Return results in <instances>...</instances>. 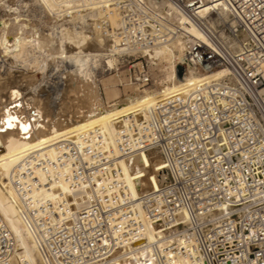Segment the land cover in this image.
I'll return each mask as SVG.
<instances>
[{"label":"built area","instance_id":"built-area-1","mask_svg":"<svg viewBox=\"0 0 264 264\" xmlns=\"http://www.w3.org/2000/svg\"><path fill=\"white\" fill-rule=\"evenodd\" d=\"M207 5H218L236 26L217 7L203 17ZM92 8L118 14L115 33L137 51L125 87L152 85L146 52L179 41L185 51L177 78L178 67L184 77L223 74L119 123L118 153L100 128L61 138L56 161L26 153L13 186L44 259L111 264L114 255L136 251L129 264H264V0H97ZM101 24L112 29L108 19ZM143 154L159 158L165 170L157 175L160 187L137 200L121 161ZM38 169L48 174L44 183ZM62 176L80 206L28 197ZM147 226L157 229V242L142 256L137 246ZM16 249L0 214V264H30L16 259Z\"/></svg>","mask_w":264,"mask_h":264},{"label":"bare ground","instance_id":"bare-ground-1","mask_svg":"<svg viewBox=\"0 0 264 264\" xmlns=\"http://www.w3.org/2000/svg\"><path fill=\"white\" fill-rule=\"evenodd\" d=\"M36 1L40 6L43 7L44 12L48 13L47 15L52 16L53 19L56 18L55 21H57V17L54 16L58 12H63V14L68 13L69 15L80 12L78 11L80 9L84 10V12H87L88 10H94L95 8L92 7L97 4V0ZM5 6V11L7 12V14L0 20V58L3 59L2 68H5V71H3L5 73L0 74V213L3 215L7 226L16 238L18 248H20L21 250L20 257L30 264H49L42 256L37 238H35L34 234L31 232L28 226L25 209L21 202V198L17 193L15 187L13 186V177L15 170L20 166L24 156L29 151H37L38 154L49 157L52 161H56L58 157V149L56 147V143L61 138L67 137L75 139L76 137L78 138L80 135L96 128H100V130H102L104 138L106 140V144L112 152H116L117 135L114 136L115 139L112 137L110 138L111 142H113L116 146L115 151L114 148L112 149L111 144L107 140L103 121L106 117L108 122L114 125V127L112 128H116L117 133L118 124L122 122L126 123L128 121V118L131 119L130 116H127L129 114V110H123V105L129 104V102L131 101V97H128L127 99L119 102L113 101L111 104L105 105L99 94L98 85L91 78V70H89V65L93 59H96L100 56L99 54H97L100 48H103L104 50L111 49L113 53L116 52V50H119L121 52V49H124L127 52L131 53H137V51L135 49H129L128 47L124 46L119 39V35L114 33L113 27H119L118 14L116 13H104L103 11L99 10L98 12L111 15H109L108 17L104 15V17L103 14L100 13V15H98V13L95 12V14L97 15L93 13L94 15L90 16L93 19L97 17L93 21L91 20L94 24H90L91 22L89 23L90 27L94 28L93 31L91 28V31L93 32L92 34H90L91 36L85 33V27L87 25L85 26L83 24L81 26L82 30L81 28H79L81 30L80 35L76 34L75 36H73L74 40L73 37H68V34H62L59 41V39L54 36L55 34H51V31V35L47 36V34L43 33L42 29L37 25V23L35 25L32 20L28 21L25 18L21 19L20 17L22 16L18 14L19 9H14L13 7L6 4ZM217 6H205L201 11V15L203 17L209 15L211 8L215 9ZM217 10L220 9L217 7ZM219 14L223 19L230 21L232 25L236 26V22L229 20L228 14L224 12L223 9L219 11ZM76 16L77 15H75V17ZM52 17H50V21H52ZM82 17H84L83 19L85 20L86 17L81 16V18ZM104 18L108 19L113 26L112 29H109L107 33L105 32L104 26L101 24V20H103ZM77 21L80 22L81 20L79 21L78 19ZM94 21L97 23H95ZM51 26L52 25H50V27ZM182 26L192 36L196 38L203 37L192 23L184 22ZM90 27L87 26V29H90ZM64 29L66 30V28ZM107 29L108 28H106V30ZM2 37H5L6 40L2 41ZM54 37H56V39L59 41L60 47H55V45H58V43L55 44L57 41H55ZM244 41H247L246 37L244 38ZM68 43L70 44V46H73L74 44L77 49H74V51L71 50V48L68 47ZM48 47H52L51 52L49 50L48 53L57 54L58 52H60L59 54L61 55V57L63 56L62 58H65L67 62H70L72 64V69H75L71 72L77 80L79 79L83 82V86H80V88H74V85L72 86V83L69 82L71 84L66 85V87L64 86L65 90L62 91V94L64 96L62 97V99H60L61 103L54 102L53 104H55L56 106H53L52 104V111L46 114L43 111V108H41V105H37V102L33 103V100L31 98L28 99V104L25 102L27 99L23 101L21 95L26 92L23 91V93L21 94V90H23V86L26 87L27 85L28 87L38 81L35 75L37 69L35 70L34 67L39 61L36 62L35 59L29 60L30 49H33L32 51L35 50V52L36 50L42 52ZM184 51L185 44L182 41H179L173 46H161L153 51L146 52L145 55L151 59L153 65L163 63L170 64V68L166 75L168 89L166 95H162L155 99H150V101H148V103L146 104L140 103L136 107H134V105H131L130 107L134 109V112H132L131 115L138 116L140 112L145 115L158 103L188 92L190 88L196 85L200 80L204 78L211 79L214 77L222 76L223 72H219L214 76L209 74H191L186 76L182 80L178 79L177 76H175L176 60L177 58H182ZM49 56L52 57L51 55ZM55 58H57V55ZM115 60L116 59L110 60L109 64L112 65ZM68 77L69 76H67V78ZM78 84L80 85V83ZM33 97L35 98V95ZM125 112L128 113L124 114ZM44 115H46L45 118H49L50 121L45 123L42 122V120L44 119ZM114 119H117V121L112 122V120ZM9 124H11V126H9ZM164 170L165 167L163 166V163L160 159L156 158L151 160L147 154H143L127 160L125 162V165L123 166V172L131 182V189L136 194V196H132L138 200L141 195L146 192V190L158 189L160 187V183L157 179V175L159 174V172ZM36 176L42 183H44L45 181H47L48 174L38 169L36 171ZM56 182L59 186L57 189H55V191L57 190V192L66 195L69 187L68 183H65L63 176L61 177L60 181H55L54 183ZM160 182H163V179H161ZM54 183H50V188L52 187V185H54ZM40 191L42 190L36 189L33 192ZM51 192L52 190H47L41 196H33L35 194L29 193L28 197L35 200L50 199L56 201L55 198L43 197L48 196ZM80 205L81 204L73 206ZM156 232L157 229L155 227L147 226L145 237L137 246V250L141 253L142 256L146 255L145 252H147L149 244L157 242ZM127 255H129V257L126 258L125 256ZM132 255L134 259L137 260L136 251H131L130 253L125 254V256L123 254L122 256L114 255V258L112 257L110 262L111 264H129L127 259L129 258L130 260V257ZM19 258L17 257V259Z\"/></svg>","mask_w":264,"mask_h":264},{"label":"rangeland","instance_id":"rangeland-1","mask_svg":"<svg viewBox=\"0 0 264 264\" xmlns=\"http://www.w3.org/2000/svg\"><path fill=\"white\" fill-rule=\"evenodd\" d=\"M5 4L13 7L14 9H17V10L19 9L18 10L19 12L18 11L17 12L19 15H21L23 17V18L20 17L21 19L25 18L28 21L32 20V22L35 23V25L37 23V25L42 29L43 33L47 34V36L51 35L53 33V34H55L54 36H56L59 39V41H60L62 34H68L69 35V36L67 35L68 37H73L76 34L80 35L81 30H82L81 26L84 24L85 26L87 25L88 27H90V24H94V23H92V21L97 18V17H95L93 19L90 16L94 15L95 12L98 13V15H100V13H101V12H98L99 10L93 11V12H90V11L84 12V10L80 9V10H78L80 12L69 15L68 13L66 14L64 12L65 14H63V12L57 11L58 13L54 16V17H57V21H55L56 18L53 19L52 16L47 15L48 13L44 12L43 7L40 6L36 0H9V1L8 0H0V15L2 16V17L0 16V20L2 18H4V16L7 14V12L5 11L6 10ZM101 14H103V13H101ZM75 15H77V16L75 17ZM95 15H97V14H95ZM104 15L106 17H108L111 14H109V15L103 14V16ZM81 16H85L86 17L85 20L83 19L84 17L81 18ZM50 17H52L51 18L52 21H50ZM88 17H90V18H88ZM78 19H79V21L80 20L81 21L78 22L77 21ZM53 21H55L56 23ZM81 22H84V23H81ZM95 23H97V22H95ZM50 25H52V26L50 27ZM87 26L85 27V30H86L85 33L90 35L93 33L92 31L94 30V28L90 27V29H87ZM64 28H66V30H68V31H66ZM79 28H81V30ZM91 28H92V31H91ZM104 29H105V32L107 33L110 28H108L107 30H106V28H104ZM113 29H114V33H115L117 28L113 27ZM52 30L55 32H53ZM50 31H51V34H50ZM48 32H49V34H48ZM60 32H61V34H60ZM66 32H69V33H66ZM70 34H71V36H70ZM5 37H6V35H5ZM5 37L1 38L2 41L6 40ZM56 37H54L55 41H57L55 44L58 43V45H55V44L54 45L57 48L60 46H59V41L56 39ZM73 40H74V37H73ZM74 46H75L74 44H73V46H70V44L68 43V47H70L71 50H73V51H74V49H77V47L76 46L74 47ZM51 48L48 47L46 50H43L42 52L41 51L39 52L38 50H36V52H35V50L32 51L33 49H30V53H29L30 58L28 57L29 60L35 59L36 62L37 61L40 62V63L37 62L36 66L34 65L35 67L33 66L35 68V70L37 69V72L35 73V75H36L38 81L33 83L32 85H30L31 87L30 86L27 87V85H26V87L23 86V88H22L23 90H21V94L24 91L28 95L27 96L26 93H23L25 96L23 94L21 95V98L23 101H25L27 99L25 102L28 104V99L31 98L33 100V103L37 102V105H41V108H43V111L46 114L48 112L52 111L53 106H56L55 104H53L54 102L61 103L60 99H62V97L64 96L62 94V91L65 90L66 85H68V84L70 85L72 83L71 85L72 86L74 85V88H80V86L81 87L83 86V82L79 79L77 80L76 77L73 76L71 71H73L75 68L72 69V67H71L72 64L70 62H67L65 58H62L63 56L61 57V55L59 54L60 52H58L57 54L48 53L49 50L51 52ZM102 49L100 48L101 51L99 50V52H97V54H99L100 56L91 61L90 65H89V70H91L90 73H91L92 80H94V82L98 85L99 94H100L101 99L105 105H109L113 101L119 102V101H122L124 99H127L128 97H131V101L129 102V104L123 105V110L124 111L129 110V114L127 116H130L132 118L133 115H131V114H132V112H134V109H132L130 107L131 105H134V107H136L140 103L146 104V103H148V101H150V99H155V98H158L162 95H166V92L168 89V82H167L166 75H167V72L170 68L169 63H166V64L163 63V64H157V65L152 64L151 72L153 74V84L150 85L149 87H144V88L125 87L124 84L126 83V81L128 79V73H129L128 70H129L130 66H135L139 62L136 60L137 59V56H136L137 53L127 52L124 49H121V52H123V53H121L119 50H116V52L113 53L111 49H106V50H104V49L102 50ZM71 50H69V51H71ZM38 52H39V54H38ZM31 54H32V56H31ZM34 55H36V56H34ZM49 55H51L52 57H50ZM56 55H57V58H55ZM53 56H55V57H53ZM113 59H116V60L112 63V65L109 64V61L113 60ZM2 61H3V59L0 58V74L5 73V72H3V71H5V68H2V66H3ZM37 65H38V67H37ZM45 68H46V70H45ZM135 68H137V67H135ZM70 75H71V77H70ZM67 76H69V77L67 78ZM64 82L67 84H65ZM69 82H71V83H69ZM78 83H80V85ZM32 88H33V90H32ZM34 95H35L36 99L33 97ZM36 95H38V96H36ZM25 97H28V98H25ZM39 97L41 99L42 98H44V99L41 100ZM39 99L41 101H43L44 103L41 102ZM49 103H50V106H49ZM42 104H44V105H42ZM52 104H53V106H52ZM48 108H49V110H48ZM126 113H128V112H125L124 114H126ZM124 114H122V115H124ZM45 116L46 115H44V119H43L44 121L42 120V122H44V123L50 121V119L45 118ZM142 117H143V114L140 112V115L137 118H142ZM128 120H129V118H128ZM116 121H117V119L112 120V122H116ZM103 125H104V131L106 132V135H107V140L111 144L112 149L114 148V150L116 151L117 142H116V146H115L114 143L111 142V139H110L111 137L114 138V136L117 135L116 128H112V127H114V125L112 123L110 124L108 122V120L106 119V117H105V120L103 121ZM113 129H114V133H113ZM116 153H118V146H117ZM125 162L126 161H121L122 171H123V166L125 165ZM122 178L130 187L131 194L136 196L135 192H133V190L131 189L132 188L131 182L124 175V172L122 173ZM64 181H65V183L66 182L68 183V181L66 179H64ZM58 186L59 185L57 182L54 183V185H52V187L50 189H47V190H52V192L48 196H43V197L55 198L56 201L58 199H63L68 204L72 203V206L81 204L80 202L82 199L80 197L78 198L73 193L72 189L69 186V183H68L69 188H68L66 195H64L60 192H57V190L55 191V189H57ZM41 190L42 191H40V192H31V194H35L33 196H37V195L41 196L45 191H47L43 188ZM1 216L4 219L2 214H1ZM4 221H5V219H4ZM20 252H21V250H20V248H18V243H17L16 259H17V257L19 258L21 256ZM116 255L122 256L121 253H118ZM20 259H22V258L20 257ZM130 260H135L133 255L130 257Z\"/></svg>","mask_w":264,"mask_h":264},{"label":"water","instance_id":"water-1","mask_svg":"<svg viewBox=\"0 0 264 264\" xmlns=\"http://www.w3.org/2000/svg\"><path fill=\"white\" fill-rule=\"evenodd\" d=\"M177 74H178V79L182 80L184 79V69L182 67L177 68Z\"/></svg>","mask_w":264,"mask_h":264},{"label":"snow or ice","instance_id":"snow-or-ice-1","mask_svg":"<svg viewBox=\"0 0 264 264\" xmlns=\"http://www.w3.org/2000/svg\"><path fill=\"white\" fill-rule=\"evenodd\" d=\"M9 126H11V124H9Z\"/></svg>","mask_w":264,"mask_h":264}]
</instances>
